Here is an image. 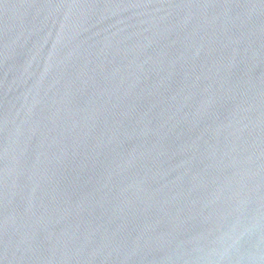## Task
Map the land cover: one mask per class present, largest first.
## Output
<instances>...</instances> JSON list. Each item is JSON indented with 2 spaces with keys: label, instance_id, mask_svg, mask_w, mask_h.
I'll use <instances>...</instances> for the list:
<instances>
[{
  "label": "water",
  "instance_id": "water-1",
  "mask_svg": "<svg viewBox=\"0 0 264 264\" xmlns=\"http://www.w3.org/2000/svg\"><path fill=\"white\" fill-rule=\"evenodd\" d=\"M0 264H264V0H0Z\"/></svg>",
  "mask_w": 264,
  "mask_h": 264
}]
</instances>
